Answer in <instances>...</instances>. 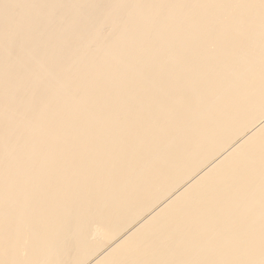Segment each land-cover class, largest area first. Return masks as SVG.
I'll list each match as a JSON object with an SVG mask.
<instances>
[{
    "label": "bare ground",
    "instance_id": "1",
    "mask_svg": "<svg viewBox=\"0 0 264 264\" xmlns=\"http://www.w3.org/2000/svg\"><path fill=\"white\" fill-rule=\"evenodd\" d=\"M0 264H264V0H0Z\"/></svg>",
    "mask_w": 264,
    "mask_h": 264
}]
</instances>
